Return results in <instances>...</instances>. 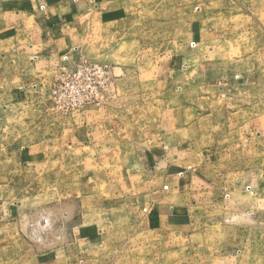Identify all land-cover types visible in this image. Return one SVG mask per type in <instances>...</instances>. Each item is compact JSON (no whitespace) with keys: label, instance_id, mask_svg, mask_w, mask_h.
<instances>
[{"label":"rangeland","instance_id":"obj_1","mask_svg":"<svg viewBox=\"0 0 264 264\" xmlns=\"http://www.w3.org/2000/svg\"><path fill=\"white\" fill-rule=\"evenodd\" d=\"M0 264H264V0H0Z\"/></svg>","mask_w":264,"mask_h":264},{"label":"built area","instance_id":"obj_2","mask_svg":"<svg viewBox=\"0 0 264 264\" xmlns=\"http://www.w3.org/2000/svg\"><path fill=\"white\" fill-rule=\"evenodd\" d=\"M81 73H91L92 77L93 76H99L100 78H104L107 75L106 71L103 68L95 66V65H93V66H82L81 68L77 69L76 72H74V75L78 76V75H81ZM55 94H57V92H55ZM87 101H88V99H87ZM87 101H86V99L81 100V102L77 103L76 106L81 105V104L85 105V103Z\"/></svg>","mask_w":264,"mask_h":264},{"label":"crops","instance_id":"obj_3","mask_svg":"<svg viewBox=\"0 0 264 264\" xmlns=\"http://www.w3.org/2000/svg\"><path fill=\"white\" fill-rule=\"evenodd\" d=\"M4 36H5V34L2 35V37H4ZM9 38H10V36H9ZM21 54L22 55L24 54V51L23 50H21Z\"/></svg>","mask_w":264,"mask_h":264}]
</instances>
